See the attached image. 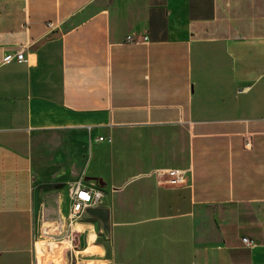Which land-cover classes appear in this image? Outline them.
Here are the masks:
<instances>
[{
  "label": "crops",
  "instance_id": "obj_1",
  "mask_svg": "<svg viewBox=\"0 0 264 264\" xmlns=\"http://www.w3.org/2000/svg\"><path fill=\"white\" fill-rule=\"evenodd\" d=\"M81 172L107 213L62 264H264V0H0V264Z\"/></svg>",
  "mask_w": 264,
  "mask_h": 264
},
{
  "label": "built area",
  "instance_id": "obj_2",
  "mask_svg": "<svg viewBox=\"0 0 264 264\" xmlns=\"http://www.w3.org/2000/svg\"><path fill=\"white\" fill-rule=\"evenodd\" d=\"M47 25L48 27H52L51 23H48ZM126 41L135 42V38L128 35L126 37ZM13 58H16L18 61H22V52L18 51L15 54H6L3 57V62L7 63ZM244 145L246 148L250 146L249 137L245 138ZM158 175L167 176V179L160 181V184L164 183L166 185L173 186L184 184L185 182L182 171L166 170L158 172ZM66 192L69 206L65 226L69 234L65 235L64 240L67 241L70 247H73V242L75 241L77 235V231L75 229L76 223L85 218L90 209L106 208L107 193L103 188L102 180L99 178L88 177L83 172L66 181ZM47 229L48 228H41L40 234L47 235ZM241 242L245 246H251L254 244V242L247 237L241 238Z\"/></svg>",
  "mask_w": 264,
  "mask_h": 264
},
{
  "label": "rangeland",
  "instance_id": "obj_3",
  "mask_svg": "<svg viewBox=\"0 0 264 264\" xmlns=\"http://www.w3.org/2000/svg\"><path fill=\"white\" fill-rule=\"evenodd\" d=\"M49 154L50 152L48 156H50ZM45 159H48L47 156ZM69 178H71V175L66 177L59 176L49 181L47 174L42 175L43 189L51 187L52 194L50 196H42L39 212L37 213L40 229L48 228V233L47 235L40 234L36 240V264H62L65 249L70 247L67 241L64 240L65 235L69 234L65 226L69 204L64 187ZM49 183L51 185L46 186Z\"/></svg>",
  "mask_w": 264,
  "mask_h": 264
},
{
  "label": "water",
  "instance_id": "obj_4",
  "mask_svg": "<svg viewBox=\"0 0 264 264\" xmlns=\"http://www.w3.org/2000/svg\"><path fill=\"white\" fill-rule=\"evenodd\" d=\"M106 209L105 208H96V209H90L86 217H96L99 220H102L106 216Z\"/></svg>",
  "mask_w": 264,
  "mask_h": 264
}]
</instances>
